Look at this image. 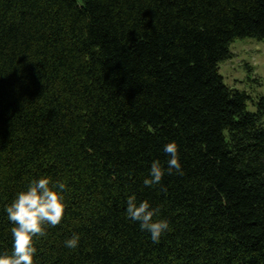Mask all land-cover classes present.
<instances>
[{"label": "trees", "instance_id": "1", "mask_svg": "<svg viewBox=\"0 0 264 264\" xmlns=\"http://www.w3.org/2000/svg\"><path fill=\"white\" fill-rule=\"evenodd\" d=\"M245 38L264 0H0V255L6 206L47 177L65 213L34 264H264V98L219 74ZM170 142L183 174L145 186ZM130 195L168 221L159 243Z\"/></svg>", "mask_w": 264, "mask_h": 264}, {"label": "clouds", "instance_id": "2", "mask_svg": "<svg viewBox=\"0 0 264 264\" xmlns=\"http://www.w3.org/2000/svg\"><path fill=\"white\" fill-rule=\"evenodd\" d=\"M164 153L169 157L167 168L162 167L159 160L153 161L149 170V177L144 185L151 187L161 183L163 176L175 173L182 175L179 160L178 145L170 142L164 146ZM63 182L52 183L50 178L41 177L32 180L26 190L17 193L16 198L6 206L8 220L12 223V253L0 255V264H34L37 252L34 237L47 234V227H56L63 219L65 204ZM126 215L132 221L139 222L141 230L148 231L153 243H159L163 233L169 229L165 219H154L159 209L153 208L149 201L137 202L135 195L126 200ZM80 237L74 235L65 241V246L74 249L78 246Z\"/></svg>", "mask_w": 264, "mask_h": 264}, {"label": "rangeland", "instance_id": "3", "mask_svg": "<svg viewBox=\"0 0 264 264\" xmlns=\"http://www.w3.org/2000/svg\"><path fill=\"white\" fill-rule=\"evenodd\" d=\"M229 51V59L219 63V74L229 88L250 96L248 110L255 112L264 98V40L236 39Z\"/></svg>", "mask_w": 264, "mask_h": 264}]
</instances>
